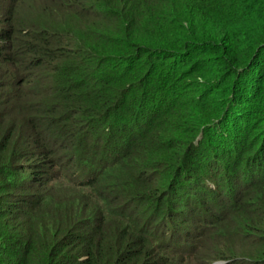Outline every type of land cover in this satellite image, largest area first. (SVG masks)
Segmentation results:
<instances>
[{"label": "trees", "instance_id": "obj_1", "mask_svg": "<svg viewBox=\"0 0 264 264\" xmlns=\"http://www.w3.org/2000/svg\"><path fill=\"white\" fill-rule=\"evenodd\" d=\"M2 8L0 264H264V0Z\"/></svg>", "mask_w": 264, "mask_h": 264}, {"label": "rangeland", "instance_id": "obj_2", "mask_svg": "<svg viewBox=\"0 0 264 264\" xmlns=\"http://www.w3.org/2000/svg\"><path fill=\"white\" fill-rule=\"evenodd\" d=\"M27 2V1H26ZM5 7V6H4ZM4 8H2L1 9V11L0 12H3L4 10H3ZM43 71H41V73H42ZM32 82L30 83V85L32 86V87H34L35 89H36V87H41V86H43V85H41L40 83H39V81H40V72L39 71H36L35 72V75L32 77ZM48 81H45L44 82V84L45 83H47ZM50 82H51V80H50ZM49 84H51V83H49ZM64 160H68V161H71V159H69V158H65ZM68 165H70V163L68 164ZM262 167L264 168V165H262ZM261 167V168H262ZM71 170V169H70ZM68 173H71L70 171L68 172ZM259 174H261V170H258V172L254 175V177H255V179L257 178H259ZM50 175H52V172H50ZM240 182H243V180L242 179H240ZM57 188V187H56ZM54 189V192L55 193H58V192H60V194H62L61 192H63V191H59V189L57 188V189ZM65 192V191H64ZM214 254V253H213Z\"/></svg>", "mask_w": 264, "mask_h": 264}, {"label": "clouds", "instance_id": "obj_3", "mask_svg": "<svg viewBox=\"0 0 264 264\" xmlns=\"http://www.w3.org/2000/svg\"><path fill=\"white\" fill-rule=\"evenodd\" d=\"M218 262H221V263H218ZM223 263H224L223 261H217L214 264H223Z\"/></svg>", "mask_w": 264, "mask_h": 264}, {"label": "water", "instance_id": "obj_4", "mask_svg": "<svg viewBox=\"0 0 264 264\" xmlns=\"http://www.w3.org/2000/svg\"><path fill=\"white\" fill-rule=\"evenodd\" d=\"M218 263H221V262H218Z\"/></svg>", "mask_w": 264, "mask_h": 264}]
</instances>
